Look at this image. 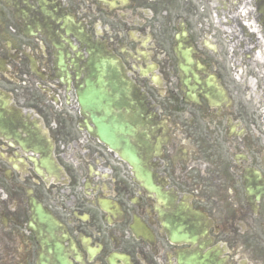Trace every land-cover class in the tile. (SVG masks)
<instances>
[{
	"label": "flooded vegetation",
	"instance_id": "1",
	"mask_svg": "<svg viewBox=\"0 0 264 264\" xmlns=\"http://www.w3.org/2000/svg\"><path fill=\"white\" fill-rule=\"evenodd\" d=\"M68 16L144 99L151 189L86 130ZM0 92V264H264V0H0Z\"/></svg>",
	"mask_w": 264,
	"mask_h": 264
},
{
	"label": "water",
	"instance_id": "2",
	"mask_svg": "<svg viewBox=\"0 0 264 264\" xmlns=\"http://www.w3.org/2000/svg\"><path fill=\"white\" fill-rule=\"evenodd\" d=\"M82 45L87 54L86 73L76 87L77 104L81 114L88 119L86 129L121 158L133 166L142 187L151 189L148 173L139 157L146 134L140 123L143 107L132 102L137 95L134 86L124 76L119 60L106 50L104 44L94 43L78 25L76 31H69ZM189 63V57L186 59ZM141 104V103H140ZM136 109L135 114L131 110ZM91 124V126L88 124ZM134 145V146H133ZM36 218L42 224L51 221L43 214L40 206L34 204Z\"/></svg>",
	"mask_w": 264,
	"mask_h": 264
}]
</instances>
